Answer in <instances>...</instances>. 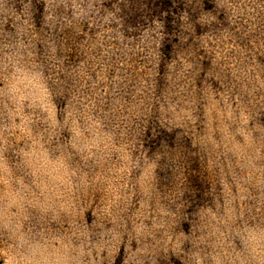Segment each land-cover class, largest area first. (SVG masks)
I'll list each match as a JSON object with an SVG mask.
<instances>
[{
	"label": "clouds",
	"instance_id": "1",
	"mask_svg": "<svg viewBox=\"0 0 264 264\" xmlns=\"http://www.w3.org/2000/svg\"><path fill=\"white\" fill-rule=\"evenodd\" d=\"M0 264H264V0H0Z\"/></svg>",
	"mask_w": 264,
	"mask_h": 264
}]
</instances>
